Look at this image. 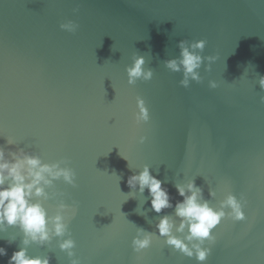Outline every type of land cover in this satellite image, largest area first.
Returning <instances> with one entry per match:
<instances>
[{"label": "water", "instance_id": "1", "mask_svg": "<svg viewBox=\"0 0 264 264\" xmlns=\"http://www.w3.org/2000/svg\"><path fill=\"white\" fill-rule=\"evenodd\" d=\"M67 20L78 24L75 32L60 28ZM181 39H205L202 55L217 57L188 88L164 65L179 55ZM134 53L153 76L129 84ZM262 75L264 0H0V145L73 168L76 185L61 179L54 189L76 204L69 228L81 264H198L156 229L163 215L179 222L175 184L188 179L214 207L228 192L247 201L246 220L226 217L213 229L204 264H264ZM137 97L146 122L136 121ZM145 164L170 194L173 207L161 213L147 189L127 184ZM43 203L55 212L57 200ZM137 227L157 233L141 253L131 246ZM21 242L18 227L0 232L7 249L0 264ZM28 252L69 262L55 239Z\"/></svg>", "mask_w": 264, "mask_h": 264}, {"label": "clouds", "instance_id": "2", "mask_svg": "<svg viewBox=\"0 0 264 264\" xmlns=\"http://www.w3.org/2000/svg\"><path fill=\"white\" fill-rule=\"evenodd\" d=\"M60 28L75 32L78 24L67 20L60 24ZM206 43L205 39H181L177 45L179 55L164 61L169 70L182 73L179 84L184 88H188L192 81L200 82L203 79L199 71L202 65L206 71H210L217 59L215 55H202ZM144 65L145 57L134 53L132 63L126 67L129 84H135L138 79L147 81L152 78L153 69ZM258 83L264 90V75L260 76ZM208 84L211 88L218 86L216 80H209ZM260 101L264 103V96L260 97ZM136 103L139 109L136 113L137 123L148 121L149 111L143 98L137 97ZM144 140L145 137L141 136L140 142ZM7 144L13 145L15 141L7 138ZM75 177V171L66 160L44 162L38 154L24 148L11 151L0 145V232L9 227H18L22 233V246L12 253L8 264H50L48 255H30L28 248L32 244L50 245L54 239L58 248L69 258L68 264H81L74 252L76 241L69 228V219L76 214V204L66 203L64 194L54 189L55 182L61 179L75 186ZM163 183L151 173L147 164L127 179L130 188L138 189L140 193L148 190L151 208L156 213L173 207L169 191L162 186ZM175 188L183 198L175 203V217L179 218V222L169 215L160 216L156 223L158 235L165 238L166 245L189 258L194 257L198 264H204L212 252L211 246L216 242L213 229L226 217L233 221L246 220L244 206L247 201L243 193L238 198L236 194L228 192L219 201V206L214 207L204 199L203 189L196 185L195 179L176 183ZM209 196L215 197V190L209 188ZM49 199L57 200L56 210L51 215L43 203ZM156 234L137 227L131 241L133 251L141 253L149 248ZM5 255L7 249L0 246V256Z\"/></svg>", "mask_w": 264, "mask_h": 264}]
</instances>
